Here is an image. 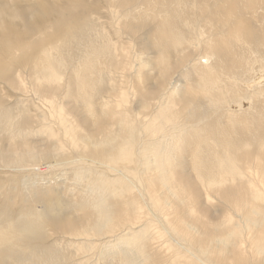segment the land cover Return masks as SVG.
Here are the masks:
<instances>
[{
	"label": "bare ground",
	"instance_id": "1",
	"mask_svg": "<svg viewBox=\"0 0 264 264\" xmlns=\"http://www.w3.org/2000/svg\"><path fill=\"white\" fill-rule=\"evenodd\" d=\"M64 9L0 13V162L64 169L1 209L0 264H264V0Z\"/></svg>",
	"mask_w": 264,
	"mask_h": 264
},
{
	"label": "rangeland",
	"instance_id": "2",
	"mask_svg": "<svg viewBox=\"0 0 264 264\" xmlns=\"http://www.w3.org/2000/svg\"><path fill=\"white\" fill-rule=\"evenodd\" d=\"M13 1V2H12ZM40 0H0V2L5 3L4 8H0V13L3 12H18V15L14 17L16 20L21 19V15L23 14V9L29 6L34 7L37 5V3ZM47 3H49L51 6L54 5L57 8H63L67 7L69 9H64L68 11L77 10L79 9V6L82 2H88V0H45ZM103 1V0H101ZM31 15V14H30ZM100 15L104 16V12L100 11ZM109 16H107L106 19H109ZM9 18H12L9 16ZM36 20L38 18L36 17ZM1 30V28H0ZM19 94L12 90V88L9 86L8 83L4 82L2 79H0V99L2 102H0V105L2 108H14L17 109L16 100L18 98ZM262 98H264V94L262 95ZM32 102L33 104L29 103L31 106H29L33 113L36 112V107L45 106L44 103H41V99H37V97L32 96ZM34 108V109H33ZM20 118L26 119L27 121H34L35 116H29V115H22ZM37 125V126H36ZM35 126L32 127V131H34L37 134V138L40 140L41 138L46 139L47 135L45 132V124H42V122L37 123ZM1 161V157H0ZM34 165H46L44 162H42L40 159L33 160ZM52 162V161H51ZM56 168V167H55ZM53 168L52 170L54 171ZM60 170L61 168H56ZM55 169V171H57ZM51 170V169H50ZM48 171L49 173L45 176H42L44 178H41V176L36 175L35 173H31L30 171H22L20 169L14 168V167H5V165L0 162V211L3 207H6L8 209L7 214L10 215V211H19L21 210L22 206L27 204L26 199L29 198V194L27 193V190L23 186V177H25L26 182H31L33 180L34 183H36L40 178V185L41 189H44V186L48 187L50 184V181H53L56 179V174L61 173L64 169L57 171L56 173L53 171ZM71 173H74V171H71ZM20 174V175H19ZM11 175V176H10ZM47 177V178H46ZM44 179V180H43ZM48 183H46V182ZM44 184V185H43ZM43 187V188H42ZM45 187V188H46ZM37 189H40L39 186L35 187ZM36 190V189H35Z\"/></svg>",
	"mask_w": 264,
	"mask_h": 264
}]
</instances>
